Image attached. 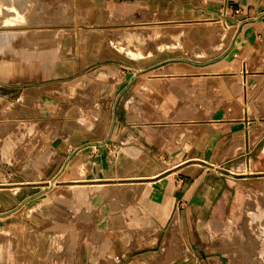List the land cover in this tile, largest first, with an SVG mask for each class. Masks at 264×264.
Wrapping results in <instances>:
<instances>
[{"label":"crops","instance_id":"1","mask_svg":"<svg viewBox=\"0 0 264 264\" xmlns=\"http://www.w3.org/2000/svg\"><path fill=\"white\" fill-rule=\"evenodd\" d=\"M77 1L100 28L7 57L0 24V264H230L264 201V0Z\"/></svg>","mask_w":264,"mask_h":264},{"label":"rangeland","instance_id":"2","mask_svg":"<svg viewBox=\"0 0 264 264\" xmlns=\"http://www.w3.org/2000/svg\"><path fill=\"white\" fill-rule=\"evenodd\" d=\"M0 3L3 5L2 7H4V13L0 14V22L9 14L12 15L8 17L16 15L12 13L15 11L11 8L13 6L25 13L28 19L30 18V23L26 25L17 27L11 26L12 28L5 27L7 33V57L10 56L9 54H11L10 52L15 45V39L12 37L15 29L18 33L19 31L22 32V46H29L35 44L33 40H36V37L32 36H36V32H72L85 28L101 27V25H99L100 23L86 20L87 11L78 5L77 0H0ZM102 26L109 30L111 26H113V23L109 20L103 23ZM44 40H51V44H54L60 39L56 37L50 39L49 36L47 39L43 38V41ZM133 54L139 55L140 52L134 51ZM256 205L263 206L264 201H259L251 197L245 203L247 211L245 214L241 216H236L234 214L230 215L231 244L228 245L230 247L229 254L231 255L230 264H264V214L248 212ZM175 231L176 228L172 231L171 242L177 239ZM217 232L215 231L214 237L221 238V229L218 233ZM171 251H173V246L169 247L166 252L168 254ZM183 253L184 247H182L180 257L179 254L176 253V255H172V258L177 257L182 259Z\"/></svg>","mask_w":264,"mask_h":264},{"label":"bare ground","instance_id":"3","mask_svg":"<svg viewBox=\"0 0 264 264\" xmlns=\"http://www.w3.org/2000/svg\"><path fill=\"white\" fill-rule=\"evenodd\" d=\"M3 5L0 3V14L4 13L3 9L4 7H2ZM13 10H15L14 12H12L13 14H16L14 16H10L12 14H9L7 16H5L2 20V22H0V24H4L5 27H11V26H22V25H26L28 23H30L29 19L27 18V16L25 15V13L21 12L19 8L16 7H11ZM12 28V27H11ZM5 29V28H4ZM38 39V38H37ZM39 41V40H38ZM31 42V41H30ZM139 52V51H138ZM6 59V58H5ZM4 59V60H5ZM7 60V59H6ZM10 61V60H9ZM13 61V60H11ZM7 62V61H6ZM13 67V66H12ZM15 68V67H14Z\"/></svg>","mask_w":264,"mask_h":264}]
</instances>
